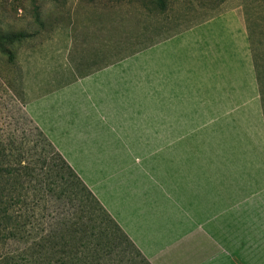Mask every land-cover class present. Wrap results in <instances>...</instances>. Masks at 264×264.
I'll list each match as a JSON object with an SVG mask.
<instances>
[{"label": "crops", "instance_id": "1", "mask_svg": "<svg viewBox=\"0 0 264 264\" xmlns=\"http://www.w3.org/2000/svg\"><path fill=\"white\" fill-rule=\"evenodd\" d=\"M101 33L91 56L68 27L24 49L29 117L148 264H264V92L240 9L124 56Z\"/></svg>", "mask_w": 264, "mask_h": 264}, {"label": "rangeland", "instance_id": "2", "mask_svg": "<svg viewBox=\"0 0 264 264\" xmlns=\"http://www.w3.org/2000/svg\"><path fill=\"white\" fill-rule=\"evenodd\" d=\"M231 7L244 16L264 92V0H0V207L12 212L14 230L11 238L0 235V264H14L7 256L18 260L22 253L38 252L43 237L72 218L69 204L41 183L44 170L34 167L26 173L12 161H36L42 152L52 156L26 112L20 75L24 49H40L55 31L68 27L72 37L85 41L86 56L92 54L95 37L101 40L102 30L105 52L114 46L115 56H124ZM63 51L60 58L67 62ZM47 252L52 264H63L55 263L60 256L56 249ZM101 263L143 264L125 242Z\"/></svg>", "mask_w": 264, "mask_h": 264}, {"label": "trees", "instance_id": "3", "mask_svg": "<svg viewBox=\"0 0 264 264\" xmlns=\"http://www.w3.org/2000/svg\"><path fill=\"white\" fill-rule=\"evenodd\" d=\"M36 134L46 144L51 157L46 153L38 156V160L29 161L18 157L14 162L17 166L31 172L34 167L44 170L41 183L45 182L48 190L58 199H64L71 207V219L61 222L52 233L43 237L42 249L31 254H24L14 260L7 256V262L14 264H52L51 255L45 251L56 249L60 256L55 263L69 264H102L101 261L109 256L119 244L125 242L141 257L143 264H148L141 253L136 249L123 230L104 209L95 195L55 149L38 127ZM10 163V162H8ZM15 199L19 198V194ZM77 214V217L73 215ZM13 214L8 206L0 207V235L11 238ZM68 224V225H67ZM63 225V226H62ZM64 228V230L62 229ZM84 249V250H83ZM66 255L63 260V256ZM106 256V257H105Z\"/></svg>", "mask_w": 264, "mask_h": 264}]
</instances>
